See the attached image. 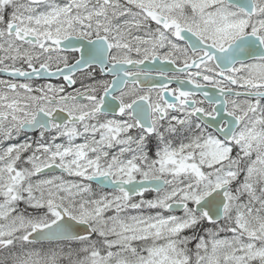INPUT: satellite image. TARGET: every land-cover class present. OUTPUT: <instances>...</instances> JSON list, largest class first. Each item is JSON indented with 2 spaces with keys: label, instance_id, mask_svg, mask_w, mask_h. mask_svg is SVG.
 <instances>
[{
  "label": "snow or ice",
  "instance_id": "6c2138e0",
  "mask_svg": "<svg viewBox=\"0 0 264 264\" xmlns=\"http://www.w3.org/2000/svg\"><path fill=\"white\" fill-rule=\"evenodd\" d=\"M0 264H264V0H0Z\"/></svg>",
  "mask_w": 264,
  "mask_h": 264
}]
</instances>
